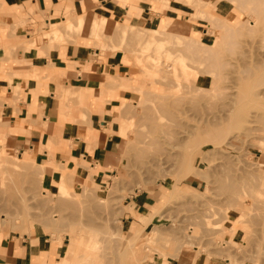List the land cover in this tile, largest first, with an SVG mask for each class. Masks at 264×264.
<instances>
[{"label":"rangeland","instance_id":"obj_1","mask_svg":"<svg viewBox=\"0 0 264 264\" xmlns=\"http://www.w3.org/2000/svg\"><path fill=\"white\" fill-rule=\"evenodd\" d=\"M145 2L155 20L159 15L169 19L134 27L126 19L100 18L94 10L83 15L67 10L54 18L30 10L24 26L28 36L14 50L35 49L45 56L85 47L91 64L122 65L106 73L107 85L99 93H118L119 106L108 112L109 128L102 129L115 160L106 164L109 174L98 182L104 170L99 163L73 172L37 161L30 152L0 148V235H30L38 229L64 247L63 255L76 250L73 238L80 249L92 247L74 264H187L180 260L183 250L193 264H264V18L255 13L258 4ZM233 15L239 17L238 31L223 23ZM55 25L62 26L61 32L45 40ZM246 67L255 71L251 77ZM132 87L142 88L144 95ZM85 101H69V94L63 98L75 111L85 110ZM88 111L81 114L84 124ZM193 128L196 136L184 134ZM180 141L182 147L173 149ZM140 149L146 150L142 157ZM53 173L58 180L51 185L47 177ZM138 196L157 203L143 225L157 222L148 232L131 233L124 220Z\"/></svg>","mask_w":264,"mask_h":264},{"label":"crops","instance_id":"obj_2","mask_svg":"<svg viewBox=\"0 0 264 264\" xmlns=\"http://www.w3.org/2000/svg\"><path fill=\"white\" fill-rule=\"evenodd\" d=\"M145 1L0 0V148L21 155L30 152L37 161L53 165L63 163L68 171H80L83 164L99 163L104 170L97 181L104 180L109 174L106 164L114 162L115 153L104 140L102 129L109 128L108 112L118 107L119 101L116 91L101 97L99 93L107 85L106 73L122 65L114 61L105 66L91 64L90 49L85 47L69 46L45 56L35 49L13 48L25 43L28 35L24 26L30 21L32 9L46 18L59 13L63 17L67 10L80 15L94 10L107 19H126L134 27H148L155 22L161 24L163 18L169 19L167 15H159L155 20ZM81 90L86 91L84 97ZM68 94L69 101L86 100L85 110H89L86 124L81 119L84 109L75 111L72 103L63 102ZM97 143L104 146L95 147ZM47 178L51 185L58 180L55 173ZM133 205L124 226L129 225L131 233H137L139 228L146 232L153 229L157 219L146 227L140 218L154 214L156 201L149 196H138L133 199ZM63 249L38 229L30 235L8 238L0 235V264H59Z\"/></svg>","mask_w":264,"mask_h":264},{"label":"bare ground","instance_id":"obj_3","mask_svg":"<svg viewBox=\"0 0 264 264\" xmlns=\"http://www.w3.org/2000/svg\"><path fill=\"white\" fill-rule=\"evenodd\" d=\"M196 1V0H195ZM233 1H238V2H241L242 4H246L249 0H233ZM250 1H253V0H250ZM254 2H257V4H258V9H257V11L255 12L256 14H257V17H258V19H260L261 17L262 18H264V0H254ZM206 3V2H205ZM253 5V4H252ZM251 5V6H252ZM251 10H253V9H251ZM254 10H256V9H254ZM95 15V14H94ZM250 15V14H249ZM256 17V16H255ZM100 18H102V16L100 17ZM238 19H239V17L238 16H236V15H233V16H231V17H229V20H227L226 22H223L224 24H225V26H227L228 28L229 27H231L230 29V31H232V30H235V31H238V27H237V24H239V23H237V22H235L236 20L238 21ZM215 21V20H214ZM218 21H220V20H218L217 19V22ZM213 22V21H212ZM216 21L215 22H213V23H217ZM228 22H235L234 24H232V25H230V24H228ZM219 23V22H218ZM237 23V24H236ZM249 23H251V22H246V24H249ZM220 25V24H219ZM218 25V26H219ZM223 25V24H222ZM242 25V24H241ZM217 26V27H218ZM221 26V25H220ZM227 27H225V29L227 28ZM61 29H62V26L61 25H55L54 26V28H53V30H52V32H51V34L50 35H48L47 36V34L49 33H46V35L44 34V38H45V40H48V38L51 40V38H53V37H56V36H58L59 35V33L61 32ZM167 30L168 31H170L171 29H170V26L168 25V27H167ZM226 31V33H227V31L228 30H225ZM224 31V32H225ZM45 33V32H44ZM225 33V34H226ZM208 34V33H207ZM224 34V35H225ZM229 33H227V35H225L226 37L227 36H229L228 35ZM116 35V34H115ZM165 35H166V33H165ZM174 35V34H173ZM211 35H212V33H211ZM231 35V34H230ZM133 36V35H132ZM226 37L224 38V39H226ZM44 38H42V39H44ZM47 38V39H46ZM171 38V37H170ZM223 38V37H222ZM230 38V37H229ZM133 39V38H132ZM143 39V38H142ZM186 39H188V38H186ZM185 39V40H186ZM223 39V40H224ZM182 40V39H181ZM222 40V39H221ZM227 40H228V38H227ZM132 41V40H131ZM166 41V40H165ZM118 42V41H117ZM198 42V41H197ZM229 42V41H228ZM231 42V41H230ZM233 43H235V42H233ZM117 44V43H116ZM129 44V43H128ZM143 45V44H142ZM141 45V46H142ZM181 45V44H180ZM129 46H130V44H129ZM230 46V45H229ZM124 50V49H123ZM133 52V51H132ZM154 53V52H153ZM178 53V52H177ZM176 53V54H177ZM215 54V53H214ZM213 56V55H212ZM157 59V58H156ZM214 59V58H213ZM212 59V60H213ZM216 59V58H215ZM214 59V60H215ZM217 60V59H216ZM216 60L214 61V63L212 64V65H216V66H218V63H215L216 62ZM165 63V62H164ZM221 63V62H220ZM189 64V63H188ZM222 64V63H221ZM245 64V63H244ZM197 65V64H196ZM154 66V65H153ZM211 66V65H210ZM216 66H215V68H216ZM160 67V66H159ZM220 67V66H219ZM255 67H257L256 69H260V67H259V65H256ZM214 68V67H213ZM212 68V69H213ZM165 69V68H164ZM194 69V68H193ZM217 69H218V67H217ZM197 71H198V69H197ZM245 73H246V76H248V77H251L253 74H254V72L255 71H253V69L251 68V67H246L245 68V71H244ZM183 73V72H182ZM218 74V73H217ZM243 74V73H242ZM248 74V75H247ZM216 76V75H215ZM176 77V76H175ZM112 78V77H111ZM177 80V79H176ZM182 80V79H181ZM242 79H238V80H235V81H241ZM109 81H112V80H109ZM119 81V80H118ZM118 81H116V82H118ZM183 81V80H182ZM191 81V80H190ZM234 81V82H235ZM196 82V81H195ZM215 82V81H214ZM112 83V82H111ZM110 83V84H111ZM182 83V82H181ZM262 84V83H261ZM115 85H117V83H115V81H113V83H112V86H115ZM235 85H236V82H235ZM122 86V85H121ZM119 87V86H118ZM117 86L115 87V88H118ZM111 88H113V87H111ZM139 88V87H138ZM167 88V87H166ZM212 88V87H211ZM214 88V87H213ZM119 89V88H118ZM132 89H133V91L132 92H135L136 90L137 91H139V89H136L135 88V90H134V88L132 87ZM131 89V90H132ZM141 90H142V88L140 89V91L139 92H141ZM136 91V92H137ZM167 91V90H166ZM169 91V90H168ZM212 91V90H211ZM143 92V91H142ZM141 92V93H142ZM143 94V93H142ZM144 95V94H143ZM235 95V94H234ZM261 95H262V93H261ZM254 97H256L257 98V101H259L260 100V95L259 94H257L256 96H254ZM262 97H264V95L262 96ZM141 99H142V97H141ZM144 99V98H143ZM145 100V99H144ZM147 101V100H146ZM233 101H234V99H233ZM232 101V104H234L235 105V102H233ZM148 102H150V100L148 101ZM147 102V103H148ZM174 102V101H173ZM251 102H253V101H251ZM262 102V101H261ZM260 102V103H261ZM264 102V101H263ZM140 103H141V100H140ZM143 104V103H142ZM253 104H255V102L253 103ZM258 104V103H257ZM262 104V103H261ZM139 105H141V104H139ZM263 105H264V103H263ZM245 107H246V105H244ZM141 112V111H140ZM139 113V112H138ZM156 113V112H155ZM136 114V113H135ZM139 114H143V113H139ZM145 114V113H144ZM145 116H148V115H146L145 114ZM156 117V116H155ZM226 117V116H225ZM135 118V117H134ZM143 118H144V116H143ZM153 118H154V115H153ZM213 118V117H212ZM155 119H157V117L155 118ZM140 120V119H139ZM138 120H136V122H137ZM134 122H135V120H134ZM133 122V123H134ZM142 122V121H141ZM212 122V121H211ZM139 123V122H138ZM215 123V122H214ZM252 123V122H251ZM137 124V123H136ZM141 124V123H140ZM144 124H145V122H144ZM144 124H141L142 126L144 125ZM134 125H135V123H134ZM148 126L150 125V124H147ZM147 125H146V127H147ZM138 126H140L139 124H138ZM138 126H137V128H138ZM54 128V127H53ZM136 128V127H135ZM134 128V129H135ZM140 128V127H139ZM150 128V127H149ZM136 130H139V129H136ZM141 130V129H140ZM200 130V129H199ZM131 131L132 132H135V131H133L132 129H131ZM151 131L152 130H150V133H151ZM257 131V130H256ZM130 132V131H129ZM128 131H127V135H128V133H129ZM143 132V131H142ZM146 132H148V131H146ZM199 131H197L196 129H190V130H188L187 132L185 131V133L184 134H186L188 137L190 136V137H193V136H196V134L198 133ZM149 133V134H150ZM256 133H258V131L256 132ZM130 134H131V132H130ZM134 134V133H133ZM258 134H260V133H258ZM126 135V136H127ZM221 135V131L219 132V133H217V135H215V136H220ZM125 136V137H126ZM134 136H135V134H134ZM136 137V136H135ZM128 138V137H127ZM129 138H130V136H129ZM164 138V137H163ZM131 139V138H130ZM133 140V139H132ZM132 140H130L131 142H132ZM130 141H129V143H130ZM141 142V141H140ZM140 142H139V144H140ZM145 142V141H144ZM132 143H134V142H132ZM136 143V142H135ZM138 143V142H137ZM146 143V142H145ZM143 144V143H142ZM177 145V146H176ZM176 145H173L172 147H173V149H175V148H181L182 147V145H183V142L182 141H180V143H178V144H176ZM100 146H102V145H100ZM214 147V146H213ZM217 147V146H216ZM146 148V147H145ZM144 152H146V150H143V149H140V150H137V153L139 154V156H143V153ZM170 155V154H169ZM177 156V155H176ZM229 158V157H228ZM126 159V158H125ZM177 160V159H176ZM147 162V161H146ZM158 162H161V160L160 161H158ZM162 162H163V159H162ZM63 164V163H62ZM136 165V164H135ZM175 165V164H174ZM156 166V165H155ZM158 166V165H157ZM61 167H62V165H61ZM188 167V166H187ZM63 168V167H62ZM20 169V168H19ZM143 169V168H142ZM141 169V170H142ZM65 172V171H64ZM74 172V171H73ZM130 172V171H129ZM214 172H215V170H214ZM244 172V171H243ZM63 173V172H62ZM233 173V172H232ZM65 174V173H64ZM221 174V173H220ZM69 175H70V173H69ZM72 175V174H71ZM244 175H245V173H244ZM248 175V174H247ZM250 175V174H249ZM31 181V180H30ZM248 181V180H247ZM229 183H227V185H228ZM175 188V187H174ZM227 188H229V187H227ZM55 195V194H54ZM239 196V195H238ZM204 214V213H203ZM206 214V213H205ZM209 217V216H208ZM210 218V217H209ZM141 219V222L142 223H145L146 225L148 224V220H147V218H145V217H141L140 218ZM50 220V219H49ZM48 220V221H49ZM196 223V222H195ZM140 224V223H139ZM238 224V223H237ZM201 225V224H200ZM48 226V225H47ZM198 226V225H197ZM208 232H209V230H208ZM207 232V233H208ZM206 233V234H207ZM204 234V233H203ZM211 234V233H210ZM157 235V234H156ZM156 238V237H155ZM154 238V239H155ZM165 238V237H164ZM169 240V239H168ZM190 240V239H189ZM155 241V240H154ZM173 242V241H172ZM175 242V241H174ZM72 245L73 246H75L76 247V250L74 251V252H71V253H66L65 254V257H64V259H63V262L61 263V264H74V263H77V261H78V259H80V258H85V256H87V254L88 253H91V252H93V250H92V247L90 248V247H88V249L87 248H79L78 247V242H77V240L75 239V238H73L72 239ZM171 246V245H170ZM220 246V245H219ZM133 247V246H132ZM118 248V247H117ZM131 249V248H130ZM171 249V248H170ZM237 249V248H236ZM240 249V248H239ZM119 250V249H118ZM184 252H182L183 253V255H184V257L183 256H180V260H181V262L182 263H185V262H188V261H186V253L185 252H187V251H185V250H183ZM189 252V251H188ZM118 253V252H117ZM126 253V252H125ZM198 253H200L199 252V250H198ZM197 254V253H196ZM126 255V254H125ZM118 258V257H117ZM197 259V258H196ZM193 260H194V258H193ZM58 264V263H57ZM164 264H168V263H164Z\"/></svg>","mask_w":264,"mask_h":264}]
</instances>
